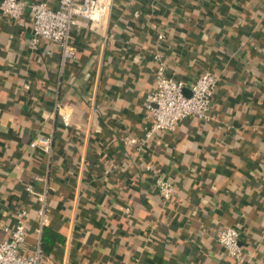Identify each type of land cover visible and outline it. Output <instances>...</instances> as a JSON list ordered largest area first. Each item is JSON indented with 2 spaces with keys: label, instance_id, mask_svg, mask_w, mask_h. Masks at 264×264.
<instances>
[{
  "label": "crops",
  "instance_id": "crops-1",
  "mask_svg": "<svg viewBox=\"0 0 264 264\" xmlns=\"http://www.w3.org/2000/svg\"><path fill=\"white\" fill-rule=\"evenodd\" d=\"M113 1L106 37L83 21L64 66L58 44L32 45L29 11L0 14V239L27 208L36 247L32 185L65 237L50 264H264V0ZM156 54L187 92L204 71L219 75L213 119L186 118L138 149L129 139L145 137ZM39 135L53 137L51 154L30 147ZM159 172L175 180L168 203ZM226 226L242 261L216 241Z\"/></svg>",
  "mask_w": 264,
  "mask_h": 264
},
{
  "label": "built area",
  "instance_id": "built-area-1",
  "mask_svg": "<svg viewBox=\"0 0 264 264\" xmlns=\"http://www.w3.org/2000/svg\"><path fill=\"white\" fill-rule=\"evenodd\" d=\"M113 0H59L58 7L51 8L44 2H28L27 0H1L0 14L8 19L21 20L29 11L32 18V45H38L41 40L58 44L62 52V66L75 60L77 47L74 44L72 32L80 28L83 21L98 36L106 37L113 11ZM159 40L164 39L159 34ZM155 72L154 87L144 99L146 120L148 123L145 137L139 141L135 137L129 139L130 144L138 149L146 144L158 133L175 131L180 122L186 118H194L201 122L213 119L212 105L215 91L219 85V75L207 70L200 74L187 92L183 81L177 80L167 72L161 60ZM62 120L70 122L71 113L59 105L57 107ZM31 148H39L49 154L53 152V137L39 135L30 144ZM111 168L106 169L110 173ZM38 179V177H36ZM154 186L158 196L165 202L172 200L176 193L174 182L166 173L155 175ZM27 191L37 197L40 206L37 210L39 227L38 241L34 249L27 246V225L30 210H17V221L13 228H5V239H0V264H50L49 259L41 247V234L49 225L50 216L45 193H38L32 185H27ZM216 241L225 249L232 259L242 261L243 246L240 242V232L234 227H221L216 235Z\"/></svg>",
  "mask_w": 264,
  "mask_h": 264
},
{
  "label": "trees",
  "instance_id": "trees-1",
  "mask_svg": "<svg viewBox=\"0 0 264 264\" xmlns=\"http://www.w3.org/2000/svg\"><path fill=\"white\" fill-rule=\"evenodd\" d=\"M172 181H175L171 177H169ZM168 203V202H167ZM65 241V237L61 234H59L56 230L53 228H48L46 226L43 229L42 235H41V247L45 254L50 255L54 249L56 248L57 244H62Z\"/></svg>",
  "mask_w": 264,
  "mask_h": 264
}]
</instances>
